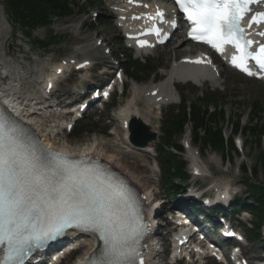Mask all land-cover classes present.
<instances>
[{
	"label": "snow or ice",
	"instance_id": "1",
	"mask_svg": "<svg viewBox=\"0 0 264 264\" xmlns=\"http://www.w3.org/2000/svg\"><path fill=\"white\" fill-rule=\"evenodd\" d=\"M175 3L192 25L193 40H202L218 52L231 44L240 53L232 57L234 67L257 75L247 67L253 60L264 73V44L250 51L253 41L244 38L241 27L252 12L250 5L264 0ZM252 24H264V11L251 15L249 27ZM155 34L159 35L158 29ZM258 34L264 36V32ZM71 227L96 233L103 241L104 260L93 259L90 264H144L139 245L149 226L131 191L95 168L81 169L59 159L53 163L36 155L6 129L0 117V264H24L34 246Z\"/></svg>",
	"mask_w": 264,
	"mask_h": 264
},
{
	"label": "rangeland",
	"instance_id": "2",
	"mask_svg": "<svg viewBox=\"0 0 264 264\" xmlns=\"http://www.w3.org/2000/svg\"><path fill=\"white\" fill-rule=\"evenodd\" d=\"M92 4H95V8H91ZM82 11L84 10V15H79L74 19H69L67 21H55L52 26L42 28L37 30L33 35V40H47L50 36L49 32L53 30L54 35L62 36L65 38L61 46L50 48L49 51H44L34 47L32 41L26 39L24 34L20 30H14L11 21L6 16L5 12L0 17V63L5 62V73L11 78H14L16 74L19 73L24 79L21 82V91L23 93H36L37 96H41L44 91L45 84L48 80L55 76L56 70L62 68L63 63H67L73 58H76L79 62L85 60L86 57L77 55V50L86 48L91 44V41L103 40L106 47L111 49L112 52H119L120 56L122 53V36L120 32L116 29L114 23V18L111 16L107 6L102 3H98V0H86L80 5ZM95 14L99 15V18L95 19ZM73 21L79 23L80 29L78 35L75 31L73 34V29L63 30L65 27L70 25ZM175 44H170L164 51L157 53L154 60L163 62L165 64L171 63L172 59L168 60L167 53L168 50L173 48ZM190 50V48H185ZM93 55V54H92ZM89 57V59L92 57ZM187 54L181 55L176 59H179ZM97 56L103 57V52H98ZM123 59H121V64ZM95 61V60H94ZM120 61V60H119ZM98 62V61H97ZM3 71V72H4ZM67 74L71 70H65ZM4 73V74H5ZM96 75V67L92 69L88 76ZM80 76L66 81L58 86L59 90L64 91L71 87L72 91L75 92L78 84L80 82ZM16 79V78H15ZM39 82V84H38ZM223 84L226 83V100H224V111L227 117L235 121L239 117H242L243 126L247 125L249 120L250 111L248 107L259 101L264 105V91L259 87L258 84H252L241 79H227V81L222 80ZM71 84V85H70ZM187 99L189 101H194L192 91L187 92ZM61 94H59L60 96ZM119 97V96H116ZM31 98V96H29ZM74 97L71 98V102ZM126 99L118 98V105H122ZM140 109L143 112H148L149 109L146 107L144 101L139 103ZM169 110V108H166ZM155 113H157L155 111ZM158 119H156V116ZM152 118L148 117V122L152 127H158V135L161 136V127L163 120L160 117H164L155 114ZM164 115V113H163ZM45 118L41 121L43 130L54 139V143L58 147H68V149L81 150L83 148L94 147L97 148L95 155L101 157L104 161L112 163V165L118 170L125 174L136 186L143 192H149L153 197L157 195L162 199L165 198V194L160 185V171L157 162V155L153 153L151 155H145L139 151L133 149L125 141V132L122 129V119L118 117L115 111L112 112H98L91 113L90 117L85 120V124H92L94 134L83 136H72L66 133L64 128V123L69 119L63 118L56 109H51L46 113H43ZM39 120L40 117H35ZM230 128L226 129V134H229ZM191 126H187L185 129V135L181 138L180 143H182L186 148L182 158L188 163H191L189 151L187 147L189 146V141L191 142ZM59 134L54 137V135ZM236 139L238 141V155L232 153L233 161L226 163V160L221 159V154L216 155L211 153L209 150L204 153H199L197 149L192 147L190 152L192 155L199 154L201 161L199 162L200 168L203 171L202 177L196 176L194 179L190 175V183H197L199 187L211 186L213 184H231V186H236L234 189L238 194H244L247 188L244 186L245 183L252 180L244 177L242 175V168L252 171L256 169L259 174V179L263 180L264 173V141L251 142L247 140L246 145L241 146V143L246 139H242L241 136ZM158 142V141H157ZM156 142V144H157ZM155 144V145H156ZM158 145V144H157ZM187 163V165H188ZM207 167L210 171L208 173L205 170ZM188 173H191L189 166L187 167ZM253 183V181H250ZM149 194V195H150ZM240 196V195H239ZM238 196V197H239ZM83 244H90V241L79 242L76 246L81 247ZM90 249V248H89ZM87 248L84 251H78V254L74 258L65 260L62 264H76L80 261L85 254L89 251Z\"/></svg>",
	"mask_w": 264,
	"mask_h": 264
},
{
	"label": "trees",
	"instance_id": "3",
	"mask_svg": "<svg viewBox=\"0 0 264 264\" xmlns=\"http://www.w3.org/2000/svg\"><path fill=\"white\" fill-rule=\"evenodd\" d=\"M6 8L11 18L15 23L23 28L34 30L36 27L49 24L51 19H57L67 17L71 11L67 6V0H7ZM134 68V64H129L127 71H131ZM256 112L252 115L251 125L247 126L244 130L241 129L240 120L233 123V133H242L245 137L248 136L253 142L261 141V137L264 135V123L261 120L262 111L258 105H253ZM192 122L193 139L196 144L202 145L204 148L206 144L210 145L214 149L223 150L225 148V140L223 138V129L228 120L225 112L215 111L209 113V111L203 112L200 107L194 111ZM187 123V117L182 115L178 118L177 123L171 126L167 131V138L165 139V154H166V175L170 180L173 176H180L182 178L187 177L185 174V165L178 159V157L170 153L169 148L175 150H181L179 147L178 139H180L185 133V127ZM248 138V139H249ZM234 150L233 139L230 138L227 145ZM173 188V186H170ZM258 193L264 198V188H253V193Z\"/></svg>",
	"mask_w": 264,
	"mask_h": 264
},
{
	"label": "bare ground",
	"instance_id": "4",
	"mask_svg": "<svg viewBox=\"0 0 264 264\" xmlns=\"http://www.w3.org/2000/svg\"><path fill=\"white\" fill-rule=\"evenodd\" d=\"M117 7V6H115ZM1 15H3V7L0 6V17ZM1 21V20H0ZM78 24L77 23H71L70 25H68L67 27H65L63 30H68V29H73V33L75 31L76 35H78L79 30H78ZM125 29L131 28L134 29V25L131 26L130 24L127 26H123ZM1 41V39H0ZM95 41V40H94ZM98 41H95V45L97 44ZM183 42H181V39L179 40V42L176 44V46L174 48H171L168 51L167 56L169 58H177L181 55H184L187 52V50L184 47ZM168 45V44H167ZM92 50H94L93 45L90 46L89 49L86 50H82L79 51L78 53L80 55H88ZM96 51H98V48H96ZM88 59H85V61H87ZM184 67L180 65L171 68L166 76V79L158 86H152V87H148V88H143V87H136L134 86L132 88V92H131V98L128 99L124 105L121 106L119 113H120V117L123 120V123L128 122L129 120L133 119V118H137L141 121H143L144 123H146L147 125H149L148 123V117L153 115V111H149L145 114H143V111L139 108L138 106V101L140 99H142L143 101H145V104L147 107L150 108H155L160 110L161 107H163L165 104L167 103H176V91L175 89V84L180 83V82H191L193 84H197L198 82H202V80H199L198 78H190L187 77L186 75H188V71L187 70H183ZM0 69H3L2 66L0 65ZM231 70L224 68V70H222V72L225 74L226 72H230ZM88 72V71H87ZM86 72V73H87ZM17 82L16 84H14V86L16 85V87H18V85L20 86V81H15ZM211 82V81H210ZM254 82V81H253ZM212 85L214 87L219 85V81L217 80H212ZM257 82H255L254 84H256ZM253 84V83H252ZM12 98H11V102H12ZM14 102V101H13ZM58 103H62L60 100ZM17 104V102H16ZM36 105V103L34 104ZM11 106H14V104L12 103ZM26 108H31L30 106H26L25 107V112L29 115L27 118H30L31 120H33V116H36L35 114V110H33L32 112L30 111V109L26 110ZM36 128L41 132V135L43 138H45V140L49 143H51V146L54 147V143L52 142V140L49 138V135H47V133L45 131L42 130V126L39 124V122H36L35 124ZM154 129H158L157 127H155ZM126 131V130H125ZM125 139L126 141H128V134L127 131L125 133ZM50 145V144H49ZM64 150H68L69 152H74V153H80L77 152V150H71L68 149V147L63 146L62 147ZM97 148H95V146L92 148H83L82 150H78V151H84V154L92 152L93 150H96ZM153 146H150L148 148H146L143 152L145 153H150L153 150ZM92 240V239H91ZM89 249V251L87 252V254L84 256V258H82L79 263L77 264H85L87 257L93 253L96 249V242L94 240H92V243L89 245L84 244L83 246H81V251H84L86 249Z\"/></svg>",
	"mask_w": 264,
	"mask_h": 264
},
{
	"label": "water",
	"instance_id": "5",
	"mask_svg": "<svg viewBox=\"0 0 264 264\" xmlns=\"http://www.w3.org/2000/svg\"><path fill=\"white\" fill-rule=\"evenodd\" d=\"M138 130L137 127H132V133H133V136H132V141L135 142V132Z\"/></svg>",
	"mask_w": 264,
	"mask_h": 264
}]
</instances>
